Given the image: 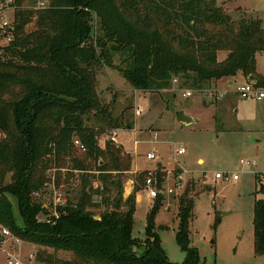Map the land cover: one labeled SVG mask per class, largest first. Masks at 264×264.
Wrapping results in <instances>:
<instances>
[{
  "label": "trees",
  "instance_id": "16d2710c",
  "mask_svg": "<svg viewBox=\"0 0 264 264\" xmlns=\"http://www.w3.org/2000/svg\"><path fill=\"white\" fill-rule=\"evenodd\" d=\"M30 1H16L21 8L15 38L0 51V224L25 242L53 249L55 255L46 250L39 255L44 264H203L191 240L195 199L189 188L180 199L176 233L186 253L183 262L169 259L157 231L162 192L147 215L145 239L133 236L137 193L149 171L136 175L132 193L124 198L112 173L130 172L132 155L112 140L100 146L102 131L86 125L93 114L110 131L121 128L120 118L101 103L97 72L102 64L117 68L135 89L148 92L169 88L174 78L200 88L238 73L264 86L256 60L264 51V22L237 21L217 0H52L39 10L24 6ZM94 14L100 28L92 38ZM31 23L35 29L27 31ZM221 51L226 52L223 60ZM118 52L129 53L127 68L114 64ZM76 141L85 158L74 157L73 166L99 173L102 200L93 202L84 174L78 200L50 210L35 197L47 182L46 157L63 164L81 150ZM86 159H94V166ZM156 171L160 189L167 172L161 165ZM255 182L254 253L264 256V174L257 172ZM101 205L104 210L97 212ZM4 241L0 235V247ZM59 252L70 256L60 258Z\"/></svg>",
  "mask_w": 264,
  "mask_h": 264
},
{
  "label": "rangeland",
  "instance_id": "374dc122",
  "mask_svg": "<svg viewBox=\"0 0 264 264\" xmlns=\"http://www.w3.org/2000/svg\"><path fill=\"white\" fill-rule=\"evenodd\" d=\"M217 1L237 21L244 17L260 18L264 22V0ZM93 16L92 38L100 28L99 19L95 14ZM26 29L34 30L35 24H29ZM128 56L126 52L114 53L113 62L116 66L127 68ZM218 57L219 60L224 59L225 52H219ZM259 66L264 72V54L259 57ZM97 80L101 103L109 107L114 118H120L121 128L117 130L119 143L116 144L125 152H130L133 167L156 170L162 162L168 172L160 188L164 191V207L157 213L155 222L169 259L181 263L186 257L177 243L176 233L180 221V199L189 188V196L195 199L192 245L198 248L201 262L264 264V256L254 253L253 227L255 173L264 172V101L241 98L236 91L238 83H234L232 92L220 99L222 106L215 103L207 105L206 100H218L209 94L216 88L212 81L198 88L185 78L178 81L174 78L169 88L157 92L137 90L119 69L105 64L97 72ZM255 84L264 89V86ZM184 88L194 90L189 100L181 96L180 90ZM184 111L193 118L192 122L184 123L179 119ZM86 125L102 131L99 143L104 147L105 141L112 136L111 126L101 116L93 114L86 117ZM135 140H138L137 145ZM75 146L81 150L75 149L63 164L55 156L46 157L47 182L35 197L50 210L66 200H78L84 174L88 175L87 190H94L91 192L93 202L100 204L102 200L103 184L98 178L99 173L74 168V157L85 158L83 148L76 142ZM181 147L186 150L183 154L177 152ZM149 152L155 153L156 158L148 159ZM86 161L88 166H94V159ZM217 173L236 174L240 179H218V183L213 184ZM137 174L126 172L119 176L116 172L112 173L113 180L122 184L123 195L130 190L129 194L132 193ZM205 175L208 183L205 182ZM7 181H10V175ZM96 189L100 191L95 193ZM170 189L173 192L170 193ZM112 190L115 195L116 189ZM12 200L16 208L17 203L14 198ZM153 203L154 199L149 197L148 190L143 186L138 195L133 230V236L139 240L145 239L147 215ZM103 210L102 205L96 209L97 212ZM4 238L0 247V264H9L10 254L15 255L21 264H44L39 259L43 250L55 255L53 249L25 242L12 233ZM46 253L42 259L47 257ZM58 256L66 259L70 254L59 252Z\"/></svg>",
  "mask_w": 264,
  "mask_h": 264
},
{
  "label": "built area",
  "instance_id": "2783aa9c",
  "mask_svg": "<svg viewBox=\"0 0 264 264\" xmlns=\"http://www.w3.org/2000/svg\"><path fill=\"white\" fill-rule=\"evenodd\" d=\"M17 0H0V51L11 44L15 38V19L17 10L21 7L17 4ZM52 0H32L30 2H26L24 6L32 8V9H46L51 6ZM11 14H13L11 16ZM178 81V79H175ZM237 93L242 98H254L256 100H264V89L256 86L254 82H245L242 84H238L236 88ZM181 96L184 99H188L194 95V90L192 89H181ZM210 96L215 97L217 99L222 98L225 95V91L219 89H213L209 93ZM114 130L112 132V136L110 140L117 142V132ZM110 131V132H111ZM76 144L79 145V141H76ZM135 144H138V140H135ZM179 154L185 153V148L181 147L178 151ZM155 153L149 152L147 154L148 159H154ZM248 164V162H245ZM216 178L219 179H238V175L230 176L229 174L217 173ZM148 190V195L150 198L155 199L160 191L158 186V177L156 170H149L148 175L145 179L144 189ZM173 190L170 189L169 192L171 193ZM0 235L7 237L11 235L10 230L0 224ZM9 264H13L14 262L21 264L20 260L13 254L9 255Z\"/></svg>",
  "mask_w": 264,
  "mask_h": 264
},
{
  "label": "crops",
  "instance_id": "0c3cea01",
  "mask_svg": "<svg viewBox=\"0 0 264 264\" xmlns=\"http://www.w3.org/2000/svg\"><path fill=\"white\" fill-rule=\"evenodd\" d=\"M262 54H264V51H261V52H258L257 54H256V60H257V70H258V72L260 73V74H262V75H264V72H262L261 71V69H260V66H259V57H260V55H262ZM225 57H226V52H225ZM223 60V59H222ZM249 81H253V82H255L256 83V81L255 80H253V79H251V77H249V76H244L242 73H238L237 75H235V76H232V77H223V78H221V79H219V80H213L212 81V83H213V86H215L216 87V89H219V90H222V91H225V94H229L230 92H232V87L234 86V83H238V84H242V83H245V82H249ZM221 88H223V89H221ZM227 94V95H228ZM240 96V95H239ZM242 98V97H241ZM221 99V98H220ZM220 99H218V100H216V101H214V99H210V100H206L205 101V103L207 104V105H209V104H211V103H215L216 105H220V106H222V103L220 104ZM243 99H254V98H243ZM186 100H189V98L188 99H186ZM255 100V99H254ZM259 101V100H258ZM262 102L264 101V100H261ZM184 113L185 114H188V113H186L185 111H184ZM117 130L118 129H116V132H117ZM156 136H157V134H155V139H156ZM119 140H118V137H117V142L116 143H119L118 142ZM107 141H105V143H106ZM185 152H186V150H185ZM130 153V152H129ZM155 158H156V156H155ZM159 165H161L162 166V169L163 170H165L164 168H163V166H164V164L161 162V163H159L158 164V166ZM133 169L130 171V173L131 174H137L138 172H141V171H144V170H140V169H135L134 167H132ZM158 168V167H157ZM156 168V169H157ZM145 170H147V169H145ZM149 171V170H148ZM166 171V170H165ZM167 172V171H166ZM168 173V172H167ZM257 173V172H256ZM255 173V174H256ZM261 173H263L264 174V172H261ZM206 178V175L204 176V179ZM213 179V178H212ZM218 179L219 178H216V176H215V180H213V184L215 183V184H217L218 183ZM240 178H238V179H236V180H239ZM205 182H207L206 181V179H205ZM208 183V182H207ZM162 193L164 192L163 190H160ZM131 192V190L130 191H127V192H125L124 193V196H125V198H126V196H129L130 193ZM173 192V191H172ZM138 195H139V192L137 193V203H138ZM192 221H193V219H192ZM192 221H191V224H192ZM192 226V225H191ZM145 231V230H144ZM191 233H192V230H191ZM191 240H192V237H191ZM192 244H193V240H192Z\"/></svg>",
  "mask_w": 264,
  "mask_h": 264
},
{
  "label": "water",
  "instance_id": "95a60500",
  "mask_svg": "<svg viewBox=\"0 0 264 264\" xmlns=\"http://www.w3.org/2000/svg\"><path fill=\"white\" fill-rule=\"evenodd\" d=\"M179 119H180L182 122H184V123H190V122L193 121V118H192L190 115L185 114V113H180V115H179ZM107 142H108V141H107ZM107 142H106V143H107Z\"/></svg>",
  "mask_w": 264,
  "mask_h": 264
}]
</instances>
